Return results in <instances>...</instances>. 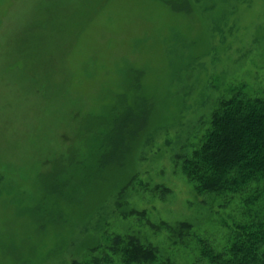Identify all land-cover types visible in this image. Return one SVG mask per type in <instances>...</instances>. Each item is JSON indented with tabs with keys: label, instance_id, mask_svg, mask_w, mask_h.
I'll list each match as a JSON object with an SVG mask.
<instances>
[{
	"label": "rangeland",
	"instance_id": "obj_1",
	"mask_svg": "<svg viewBox=\"0 0 264 264\" xmlns=\"http://www.w3.org/2000/svg\"><path fill=\"white\" fill-rule=\"evenodd\" d=\"M239 87L264 97V0H0V264L82 262L116 235L208 264L198 241L221 251L239 200L197 195L176 158ZM180 222L181 243L153 228Z\"/></svg>",
	"mask_w": 264,
	"mask_h": 264
},
{
	"label": "trees",
	"instance_id": "obj_2",
	"mask_svg": "<svg viewBox=\"0 0 264 264\" xmlns=\"http://www.w3.org/2000/svg\"><path fill=\"white\" fill-rule=\"evenodd\" d=\"M135 108L143 116L141 122L131 117ZM127 109L116 117L119 123L127 124L124 138L117 148L120 153L128 147L127 131L134 126L135 137L144 128L148 117L141 101L134 103V109L130 106ZM115 160L116 156H109L106 163ZM102 162L100 160L101 165ZM176 162L197 195L218 197L221 199L219 207L223 208L232 204L234 199L239 200L242 222L231 229L227 245L217 251L200 240V257L208 264H264V97L252 96L244 87L230 89L228 98L217 101L191 155L182 159L177 157ZM126 188L119 192L118 210L123 205L122 195ZM128 214L142 215L134 210ZM161 227L169 231L173 244L176 240L183 242L191 230L186 222L170 227L160 224L153 228L157 231ZM96 249L90 250L82 262L72 261L71 264H110L113 256L119 257L122 264H153L159 257L154 245L134 235L112 237L102 247L104 250L99 256L94 253Z\"/></svg>",
	"mask_w": 264,
	"mask_h": 264
}]
</instances>
